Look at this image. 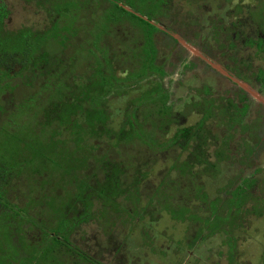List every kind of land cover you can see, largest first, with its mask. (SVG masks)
Segmentation results:
<instances>
[{"label":"trees","instance_id":"obj_1","mask_svg":"<svg viewBox=\"0 0 264 264\" xmlns=\"http://www.w3.org/2000/svg\"><path fill=\"white\" fill-rule=\"evenodd\" d=\"M172 1L38 0L36 4L44 6L48 24L8 30L5 25L10 14L0 0V47L11 45L18 50L19 70L31 74L25 79L30 91L19 98V112L42 123L46 128L41 133L42 139L52 136L53 126L57 125H65L67 131L74 129L71 134L76 142L81 141L77 126L87 129L97 141L111 133L110 141L96 148L98 161L89 169L84 191L63 206V219L50 230L33 224L43 232L41 241L46 246L38 261L45 260L44 264H49L55 258L53 249L65 248L67 252L71 249L81 254L89 264H116L114 260L121 255L124 241L114 243L111 236L106 248L90 253L85 243L75 242L74 228L91 220L87 209L91 196L97 194L112 202L125 192L121 184L130 171L127 166L130 151H134L131 158L146 155L147 150L140 149H151L150 145L158 140L157 134L165 132L170 124L176 126L170 143L188 152L185 162L190 176L201 171L213 177L219 172L221 160L231 172L227 186L211 195L213 197H206L210 214L218 212L226 199L240 204L247 195L252 200H262L264 208V9L248 7L246 14L229 22L214 17H209L205 25L193 22L195 27L188 35L171 25ZM200 31L208 32L207 36L199 37ZM191 48L198 56H188ZM197 71H201L203 79L199 86L182 82ZM78 72L86 75L82 84L74 79ZM176 73L179 76L177 88L186 89L189 95L195 92L207 110L214 106L220 117H225L228 134L223 142L233 140L228 155L217 152L212 159L207 134L200 130L203 124L186 126L183 114L173 110L174 103L169 101L170 93L162 79L166 76L170 79ZM209 73L221 80L220 90H213L206 83L205 76ZM7 77L8 74L0 72V81ZM136 92L159 99L158 113L150 123L140 127L138 107L129 101L123 113L118 111L121 123L112 131L110 103ZM76 120H80L81 125ZM26 130L25 136L30 134V129ZM40 141L35 140L37 146L31 147L32 156L44 153ZM29 145L32 146V142ZM48 145L42 142L43 148ZM120 146H123L121 151ZM13 150L12 147L7 156L15 155ZM67 154L68 158L63 161L60 156L59 160L48 161L57 164L62 176L69 177L70 171L62 165L70 158L69 151ZM7 156L0 154V159ZM195 167H199L197 172H194ZM133 169L138 170L137 166ZM0 206L12 208L1 195ZM198 228L199 233L193 234L191 245L202 237V227ZM7 239L4 235L3 240ZM103 250L108 252L107 259L101 257Z\"/></svg>","mask_w":264,"mask_h":264},{"label":"rangeland","instance_id":"obj_2","mask_svg":"<svg viewBox=\"0 0 264 264\" xmlns=\"http://www.w3.org/2000/svg\"><path fill=\"white\" fill-rule=\"evenodd\" d=\"M36 1L3 0L10 14L6 29L47 25L44 6L37 5ZM248 7L264 9V0H173L170 21L173 28L191 35L195 27L193 22L205 25L209 17L220 18L223 22L234 21L246 14ZM207 33L200 31L199 37L207 36ZM188 52L191 53L189 57L198 56L194 49ZM18 60L19 51L14 47H0V72L9 76L0 81V141L4 143H0V154L7 156L12 147L16 153L0 159V195L3 201L15 208L12 211V208L0 206V264H44L45 260L38 261L46 247L41 241L43 232L40 233L33 224L47 230L57 226L63 219L62 208L66 202L84 191V184L89 181V169L98 161L96 148L110 141L111 133L97 141L87 129L77 126L81 141L76 142L71 134L73 128L67 131L65 125H57L53 126L52 136L42 139L41 133L46 129L42 123L19 112V98L30 91L25 79L31 74L19 70ZM209 74L205 76L206 83L211 89L220 90L221 80ZM85 76L78 72L74 79L82 84ZM201 77V71H197L182 82L196 87L203 80ZM178 78L176 73L170 79L167 76L162 79L170 93L169 101L174 103L173 110L183 114L186 126L203 124L200 130L207 134L212 159L217 152L228 155L233 140L230 138L223 142L228 134L225 117H220L214 106L207 110L206 104L195 96L194 91L189 95L186 89L177 88ZM129 101L138 107L137 124L140 127L153 120L161 104L155 96L143 95L142 92L115 99L110 103L112 131L121 123L118 111L123 113ZM76 122L81 125L80 120ZM26 129H30L27 136ZM175 129L176 126L170 124L165 132H159L158 140L150 145L151 149L135 147L147 150L144 156L131 158L134 151H130L127 165L130 171L121 184L125 192L112 202L101 199L97 194L91 196L87 200L91 220L76 225L72 235L75 242L78 245L85 243L87 251L97 253L99 248H106L111 236L114 243L122 244L124 241L120 257L114 260L116 264H264L262 200H252L247 195L237 204L226 199L218 212L210 214L206 197L226 187L231 172L227 170L226 162L221 160L219 172L213 177L201 171L190 176L185 162L188 152L170 143ZM35 140H42L50 146L43 148L40 141L44 153L32 156L30 149L37 146ZM122 147H119L120 151ZM67 151L70 158L62 165L70 171L69 177L62 176L57 164L48 161L59 160V156L61 161L65 160ZM121 157L125 159L124 155ZM136 166L138 170L135 171L133 168ZM198 168L195 167L194 172ZM199 225L202 237L191 245L193 234L199 233ZM4 235L8 237L6 241L3 240ZM31 245L35 248L29 247ZM67 250L53 249L55 258L48 261L49 264H89L81 254ZM107 253L101 251V257L107 259Z\"/></svg>","mask_w":264,"mask_h":264},{"label":"water","instance_id":"obj_3","mask_svg":"<svg viewBox=\"0 0 264 264\" xmlns=\"http://www.w3.org/2000/svg\"><path fill=\"white\" fill-rule=\"evenodd\" d=\"M242 87H244L245 89H247L243 84H241ZM248 90V89H247ZM249 91V90H248ZM252 95H254L255 98L259 99V97L252 91H249Z\"/></svg>","mask_w":264,"mask_h":264}]
</instances>
